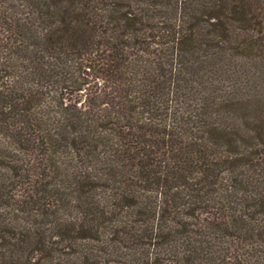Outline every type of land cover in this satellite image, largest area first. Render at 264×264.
<instances>
[{"label":"trees","instance_id":"obj_1","mask_svg":"<svg viewBox=\"0 0 264 264\" xmlns=\"http://www.w3.org/2000/svg\"><path fill=\"white\" fill-rule=\"evenodd\" d=\"M0 264H264V0H0Z\"/></svg>","mask_w":264,"mask_h":264}]
</instances>
